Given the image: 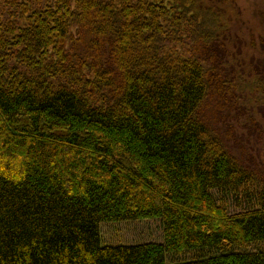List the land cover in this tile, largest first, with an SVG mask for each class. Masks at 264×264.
I'll list each match as a JSON object with an SVG mask.
<instances>
[{
    "label": "trees",
    "instance_id": "1",
    "mask_svg": "<svg viewBox=\"0 0 264 264\" xmlns=\"http://www.w3.org/2000/svg\"><path fill=\"white\" fill-rule=\"evenodd\" d=\"M235 8L0 0V264H264L239 139L264 135V34L246 51ZM146 219L163 244L102 245Z\"/></svg>",
    "mask_w": 264,
    "mask_h": 264
},
{
    "label": "rangeland",
    "instance_id": "2",
    "mask_svg": "<svg viewBox=\"0 0 264 264\" xmlns=\"http://www.w3.org/2000/svg\"><path fill=\"white\" fill-rule=\"evenodd\" d=\"M236 1L237 8L235 10L239 8L240 18L237 29L245 38L244 48L246 51H252L249 48V46H253L252 35L258 38V35L264 34V0ZM258 134L248 131L246 134H240L239 139L244 144L246 153H250L260 162H264V135L261 137ZM100 229L103 246H135L150 242L159 244L165 242L162 223L159 220L102 223ZM170 259L183 260V257L177 256Z\"/></svg>",
    "mask_w": 264,
    "mask_h": 264
}]
</instances>
